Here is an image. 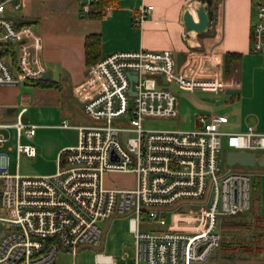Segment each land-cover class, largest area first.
Wrapping results in <instances>:
<instances>
[{"label": "built area", "instance_id": "obj_1", "mask_svg": "<svg viewBox=\"0 0 264 264\" xmlns=\"http://www.w3.org/2000/svg\"><path fill=\"white\" fill-rule=\"evenodd\" d=\"M253 1L250 49L264 53V0ZM21 6L22 0H0V85L45 76L41 35L30 24L7 18ZM113 9L111 0H82L78 15H105ZM152 9L150 3L139 5L133 23L140 26ZM10 52L12 63L6 57ZM155 76L188 90L218 92L236 86L211 59L207 69L176 71L166 48L107 54L88 65L73 89L84 113L99 121L75 125L76 144L58 151L56 170L50 174L8 171L3 129L15 128L16 167L20 154L36 153L33 144L19 140L21 134L31 137L35 132V125L24 120L26 107L16 110L13 122H0V264H55L57 245L70 247L72 254L79 243L98 245V221L115 211L128 213L133 239V255L123 252L122 264H209L220 243L221 217L247 211L251 201L249 174L221 170V137L231 150L264 152V132L251 125L242 131L223 130L227 116L215 113L196 114V126L190 129L145 127V116L177 113L175 94L157 87ZM114 118L122 123L113 124ZM59 126L71 125L62 119ZM126 132L131 134L122 145L119 135ZM106 172H130L132 185L107 186ZM95 258L117 261L100 251Z\"/></svg>", "mask_w": 264, "mask_h": 264}, {"label": "crops", "instance_id": "obj_2", "mask_svg": "<svg viewBox=\"0 0 264 264\" xmlns=\"http://www.w3.org/2000/svg\"><path fill=\"white\" fill-rule=\"evenodd\" d=\"M81 1L22 0L21 8L12 11L18 18L14 23L27 22L41 35L39 55L45 76L39 83L26 80L0 85V122L7 108L26 107L24 118L35 125V132L23 143L35 146L32 157L44 154L55 160L62 147L76 144L75 125L89 124L83 121L82 103L73 89L85 77L89 65L85 41L92 34L97 39L95 46L89 44V55L96 60L114 51L141 48L170 49L176 71L194 66L207 69L208 59L215 60L223 78L236 86L218 92L188 90L196 100L194 112L227 116L223 130L242 131L251 125L264 132V53L250 49L251 24L256 19L253 0H111L114 9L109 13L85 18L78 15ZM142 3L152 4L153 9L139 26L132 18ZM200 6L209 13L208 26L199 31L187 29L184 12L190 11L197 20ZM231 52L239 56L226 69L225 54ZM167 89L175 94L171 87ZM62 119L71 126H59ZM252 173L258 176V194L252 197L250 193L247 211L224 220L222 252L217 256L215 249L209 264H264V166Z\"/></svg>", "mask_w": 264, "mask_h": 264}, {"label": "rangeland", "instance_id": "obj_3", "mask_svg": "<svg viewBox=\"0 0 264 264\" xmlns=\"http://www.w3.org/2000/svg\"><path fill=\"white\" fill-rule=\"evenodd\" d=\"M16 13L8 12L7 18L12 22H17L18 18L15 17ZM157 81V87L169 88L174 90L177 96L178 106L176 107L177 113L175 116L161 117V116H145L143 125L148 128H174V129H190L195 125V105L196 100L190 96L188 89L180 88L173 82L163 83L160 76H155ZM17 110V109H16ZM16 110L9 113L4 112L2 122L11 123L15 120ZM85 123H96L99 120L88 117L86 114L83 116ZM122 120L114 118L113 124L120 125ZM8 137L3 149L7 151L10 162L8 171L15 173L16 171L23 175H41L50 174L56 170L57 162L51 160L48 156L40 154L35 157H29L25 154H20L18 158V167H16V132L14 127H10L2 130ZM131 133H120L119 140L124 145V138ZM26 136L21 134L20 140L25 141ZM8 146L11 149H8ZM229 147L226 144L225 137H221V148L218 154V162L222 171L228 168L233 171H242L250 176V193L252 197L258 194V176L253 172L255 168H259V165L244 166L240 164L229 165L226 163V151ZM260 153V150H256ZM104 184L107 186H131L133 182V176L130 172H106L103 176ZM128 213L115 211L110 217L105 220L98 221V226L101 229L100 243L94 245L91 242H82L76 245L75 251L72 254L70 247L63 245H57V252L55 256V264H122L123 260L120 258L123 252H127L131 257L133 255V239L132 234L129 231ZM165 218L167 221L170 219V214L166 213ZM142 224V223H141ZM140 224V225H141ZM143 225V224H142ZM141 225V226H142ZM128 239V244H123V240ZM217 256L222 252L220 246L217 248ZM100 251L104 254H111L117 258L114 263L97 262L95 254ZM224 252V251H223ZM230 252V251H229ZM131 261V258H127ZM132 262V261H131ZM142 263V262H141Z\"/></svg>", "mask_w": 264, "mask_h": 264}, {"label": "water", "instance_id": "obj_4", "mask_svg": "<svg viewBox=\"0 0 264 264\" xmlns=\"http://www.w3.org/2000/svg\"><path fill=\"white\" fill-rule=\"evenodd\" d=\"M197 20L193 18L190 11L186 10L183 14V20L187 29L202 30L209 24V13L203 6L196 9ZM13 108H7V112H10ZM25 120V118H24ZM26 121V120H25ZM226 163L229 165L240 164L244 166H264V152L257 153L250 150H227L226 151ZM229 170V168H228ZM216 250H213L210 256H214ZM214 264V263H210Z\"/></svg>", "mask_w": 264, "mask_h": 264}, {"label": "trees", "instance_id": "obj_5", "mask_svg": "<svg viewBox=\"0 0 264 264\" xmlns=\"http://www.w3.org/2000/svg\"><path fill=\"white\" fill-rule=\"evenodd\" d=\"M25 23H26V24H29V23H27V22H21V23H19V25H21V24H25ZM93 38H94V39H93ZM91 39H93L92 42H91ZM96 39H97V36L94 35V34H92V35H87V36H86V41H85V43H86V45H87V47H86V60H87V62H88L89 64L92 63V62H94V61L96 60L95 57L89 55V51H90V49H92V47H89V44L91 43V44H93V45L95 46V45H96ZM238 56H239V54H238V53H234V52L226 53V54H225V66H226V69H227V66L231 63V61H232L233 59H235V57H238ZM6 57H7V59L10 61V63L13 62V57H14L13 52H10V54L7 55ZM41 79H42V78H41ZM39 80H40V79H38V80H36V81L39 83ZM43 84H44V85H51L52 82H43ZM250 200H251V197H250ZM230 216H232V215H224V216L221 217V221H220V231H222V226H223V222H224V220L227 219V218L230 217ZM220 243H221V233H220ZM220 243H219V244H220ZM218 246H219V245H218Z\"/></svg>", "mask_w": 264, "mask_h": 264}]
</instances>
